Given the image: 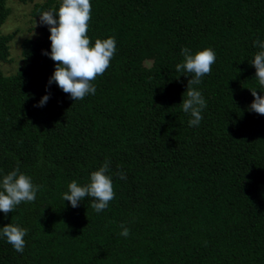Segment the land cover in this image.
Listing matches in <instances>:
<instances>
[{"label": "trees", "instance_id": "16d2710c", "mask_svg": "<svg viewBox=\"0 0 264 264\" xmlns=\"http://www.w3.org/2000/svg\"><path fill=\"white\" fill-rule=\"evenodd\" d=\"M59 3L35 4L32 17ZM91 4L87 34L93 43L115 37L116 54L95 94L73 101L48 83L47 25L22 41L19 67L5 73L15 33L2 32L10 9L0 0V178L19 167L41 186L35 201L0 212V227L28 230L22 254L0 238V264H264V115L250 110L249 90L264 95L251 64L264 0ZM182 47L216 53L194 86L206 101L199 126L181 108ZM106 159L116 193L106 210L90 197L75 208L63 201L71 181L85 185Z\"/></svg>", "mask_w": 264, "mask_h": 264}, {"label": "clouds", "instance_id": "9594fccd", "mask_svg": "<svg viewBox=\"0 0 264 264\" xmlns=\"http://www.w3.org/2000/svg\"><path fill=\"white\" fill-rule=\"evenodd\" d=\"M91 0H60L58 8L39 13L40 23L49 29L50 52L44 53L55 62V68L49 77L73 101L83 100L96 92L93 81L102 76L110 67L116 54L115 37L97 38L94 43L88 36L91 21ZM35 26V25H34ZM254 46L258 51L251 64L255 67V78L259 88L264 89V41L255 40ZM183 60L175 65L177 73L189 77L186 87V98L181 103L184 113L190 114L189 126H199L202 110L206 101L199 90L202 78L210 75L216 62V53L211 48H203L192 53L187 47L181 48ZM253 101L250 110L264 115V95H258L256 88H249ZM185 93V92H184ZM49 94L41 97L37 106H43L49 100ZM111 161L105 160L103 165L92 171L88 183L81 186L73 180L68 185V191L62 194L63 201L67 200L75 208L86 197L92 198L91 207L97 212H103L115 198V190L109 172ZM119 179L126 180L127 175L118 171ZM41 186L35 185L32 178L14 168L0 178V212L5 215L12 213L21 203L33 202ZM120 235L127 238L129 229L121 224ZM27 229L8 223L0 227V238H4L17 253H23Z\"/></svg>", "mask_w": 264, "mask_h": 264}, {"label": "rangeland", "instance_id": "374dc122", "mask_svg": "<svg viewBox=\"0 0 264 264\" xmlns=\"http://www.w3.org/2000/svg\"><path fill=\"white\" fill-rule=\"evenodd\" d=\"M45 0H34L33 3L24 4L20 0H7L10 15L2 28L4 34H14L10 42V58L12 61L2 64L5 73H13L21 63V44L24 39H35L40 36V20L32 17L34 5ZM35 25V26H34Z\"/></svg>", "mask_w": 264, "mask_h": 264}]
</instances>
